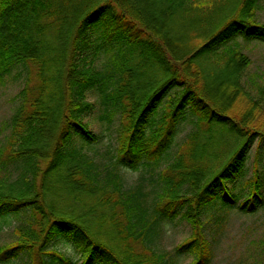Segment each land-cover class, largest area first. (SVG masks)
Segmentation results:
<instances>
[{
  "label": "trees",
  "instance_id": "16d2710c",
  "mask_svg": "<svg viewBox=\"0 0 264 264\" xmlns=\"http://www.w3.org/2000/svg\"><path fill=\"white\" fill-rule=\"evenodd\" d=\"M261 1L0 0V83L16 69L23 78L0 147V230L18 220L0 264H176L153 243L177 219L191 233L174 254L212 264L209 213L264 206L254 96L264 88L243 78L249 58L235 41H264ZM97 106L119 131L103 168L87 149L99 140L85 120ZM253 146V177L239 189ZM120 167L141 176L127 187ZM60 186L88 216L52 206Z\"/></svg>",
  "mask_w": 264,
  "mask_h": 264
},
{
  "label": "rangeland",
  "instance_id": "374dc122",
  "mask_svg": "<svg viewBox=\"0 0 264 264\" xmlns=\"http://www.w3.org/2000/svg\"><path fill=\"white\" fill-rule=\"evenodd\" d=\"M261 8L257 12L256 20L258 23H264V0L261 1ZM237 49L245 53L249 58V63L243 69V78L251 83L256 82L257 86L264 88V41L244 40L242 37L236 38ZM234 45V44H232ZM220 54L226 56L227 53L220 50ZM217 66V61L212 62ZM208 64V65H213ZM218 67V66H217ZM19 70V69H18ZM17 69L5 78L0 83V147L5 143L7 136L10 134L9 120L15 112L16 106L19 104V99L16 95L23 88V78L18 76ZM254 96L260 100L261 107L259 110L263 117L259 119L264 122V91L254 92ZM91 101L96 102L97 95L91 93L89 96ZM234 105L244 106L246 101L243 95L235 99ZM99 108L96 111L89 113L86 116V121L90 122L91 129L99 135V140L89 145L88 154L93 157L101 168L105 164H110L113 160V154L118 146V124H109L107 121H102L97 118ZM195 120L194 116L189 115L183 121L180 131L178 132L172 150L176 151L178 145L181 144L188 133L192 130ZM56 139L54 133L51 137ZM255 146H253L247 164V169L238 183V188L242 189L246 182L253 177ZM18 170H14L17 174ZM120 171L124 176L127 187L134 185L141 176V171H133L126 167H120ZM148 176V175H147ZM264 181V169L262 170ZM15 177V176H14ZM62 186V184H60ZM56 189L57 194L53 198L51 204L57 210L68 211L70 208H75L78 214L83 217L89 213L85 211L83 203L75 205L70 203L67 192L62 187ZM247 188H245L246 190ZM75 212V213H76ZM209 222L207 224V233L215 250V256L212 264H264V206L254 213H243L237 206L228 209L225 212H218L214 209L209 213ZM220 215L225 216L221 219ZM94 221L93 217H90ZM221 219V222H217ZM10 225H4L0 230V244H5L14 239L13 227L17 223L16 218H12ZM191 233V226L186 220L177 219L173 222L166 223L163 231L157 240L153 243L154 247L159 252L169 253V257L176 264H188L191 261L189 255H175V247L184 241ZM59 249L73 255L78 259V250L70 243L59 242ZM17 264H27L25 260L19 261Z\"/></svg>",
  "mask_w": 264,
  "mask_h": 264
}]
</instances>
